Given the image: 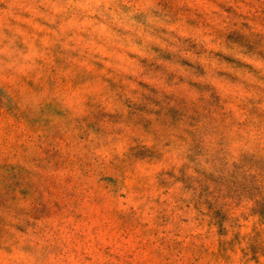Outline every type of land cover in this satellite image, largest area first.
Instances as JSON below:
<instances>
[{
  "label": "rangeland",
  "instance_id": "obj_1",
  "mask_svg": "<svg viewBox=\"0 0 264 264\" xmlns=\"http://www.w3.org/2000/svg\"><path fill=\"white\" fill-rule=\"evenodd\" d=\"M0 264H264V0H0Z\"/></svg>",
  "mask_w": 264,
  "mask_h": 264
}]
</instances>
